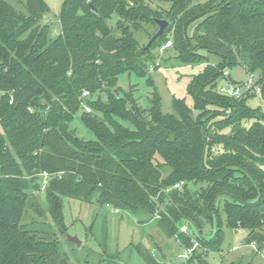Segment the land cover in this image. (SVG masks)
<instances>
[{"label":"trees","instance_id":"1","mask_svg":"<svg viewBox=\"0 0 264 264\" xmlns=\"http://www.w3.org/2000/svg\"><path fill=\"white\" fill-rule=\"evenodd\" d=\"M164 1L172 8L161 15L149 0H64L61 34L51 38L44 0H25L21 11L0 0V264H70L53 230L23 223L28 210L45 217L34 194L45 173L46 213L62 234L69 198L152 215L185 251L199 243L187 264H208L203 254L216 240L202 230L216 216L220 236L223 214L264 251V0ZM156 20L170 24L147 48L158 31L141 26L159 29ZM168 42L165 66H205L187 86L193 107L174 99V115L163 113L155 88L146 110L118 86L123 73L147 78ZM238 66L260 94L223 92L220 81ZM102 92L109 104L91 100ZM255 97L261 106L252 108ZM81 109L94 141L71 129ZM185 224L199 234L182 232ZM138 250L146 264H161Z\"/></svg>","mask_w":264,"mask_h":264},{"label":"rangeland","instance_id":"2","mask_svg":"<svg viewBox=\"0 0 264 264\" xmlns=\"http://www.w3.org/2000/svg\"><path fill=\"white\" fill-rule=\"evenodd\" d=\"M6 1L17 10H23L25 0ZM44 1L51 8V12L44 17L43 22L51 26V38H57L61 34L59 16L64 0ZM149 3L161 15L172 8V4L164 0H149ZM141 27L143 31L157 32L159 30L152 29L148 24H143ZM193 29L194 26H191L189 34L193 33ZM137 37L140 40V44L148 42L146 34H143L141 38L139 35ZM160 56L157 62L158 68H152L147 78H140L134 73H123L119 76L118 86L123 92L128 93L132 90L142 109H149L150 97L154 88L161 98L162 111L165 114H175L173 108L174 99L185 100L187 105L193 107V99L187 92V86L194 75L203 72L205 66L193 65L171 68L163 64L164 58L169 59L172 57L171 52ZM228 71L230 77L223 78L220 81L222 88L236 87L235 83L245 87L250 80L251 76L243 67H234ZM150 80L153 86L149 85ZM99 97L102 98L103 103H110L106 92L95 94L91 100L97 101ZM119 98V96H116L117 101H119ZM249 105L252 108L261 106L260 98L251 99ZM84 112L85 109H81L76 114L74 121L70 125L71 129L75 130L78 137L86 141H94L96 140L95 134L86 128L82 122L81 117ZM123 124L130 127L128 123ZM158 161L163 162L161 158ZM164 174H167L166 171ZM48 182L49 178L47 179L44 175L40 176L38 183H40L41 187L37 188V190L34 189V194L38 197L45 217L39 218L33 211L28 210L24 216L23 223L28 227L38 228L45 232L53 230L57 234V238L61 242L62 251L68 256L70 264H146L147 262L140 254L138 246L149 252L156 253L157 259L161 264H187L186 260L180 257L185 253V249L180 246L175 236L173 238L167 237L156 226L157 220L152 215L138 218L125 211H117L111 207L64 198L63 212L68 230L62 234L46 213L47 202L45 196H43V191ZM221 220L222 233L220 236H218L220 222L216 216L213 223L206 224L202 230V237L206 242L216 240L214 243L215 249L208 247L206 253L204 252L205 254H203L207 263L264 264V251L260 253L257 245L246 244L249 232L243 229H231L224 214ZM183 227L188 228L190 235L199 234L198 229L193 225L185 224ZM68 237H76L81 242V245L79 246L69 241ZM190 264L200 263L195 260Z\"/></svg>","mask_w":264,"mask_h":264},{"label":"built area","instance_id":"3","mask_svg":"<svg viewBox=\"0 0 264 264\" xmlns=\"http://www.w3.org/2000/svg\"><path fill=\"white\" fill-rule=\"evenodd\" d=\"M171 46H172V43L168 42L166 45L162 46L159 49V52L164 53ZM228 74H229V72L225 73V75H228ZM255 81H256L255 77L251 76L250 80L247 82L245 87H243V86H236V87L230 86L227 89L223 88V92L229 96L242 97L247 91L252 90V89H256L258 91V93L260 94L261 91H260L259 87L255 85ZM88 96H89V93L87 91L84 92L83 99L87 98ZM83 107L86 109L87 112H91V109L85 103H83ZM44 176H46L48 179V176L46 173L44 174ZM182 232L189 234L187 227H183ZM193 243H194V247L187 249L185 251V253L180 256L182 259L187 260L191 256V254L194 252V250L199 246V243L197 241H193Z\"/></svg>","mask_w":264,"mask_h":264},{"label":"water","instance_id":"4","mask_svg":"<svg viewBox=\"0 0 264 264\" xmlns=\"http://www.w3.org/2000/svg\"><path fill=\"white\" fill-rule=\"evenodd\" d=\"M91 7H93L91 5ZM156 23L159 25V30L158 32L152 37L151 41L148 43L147 48L151 47L152 44L159 39L160 37H162L164 35V33L166 32L167 28L169 27V22L167 20H156ZM69 241H72L76 244H78L79 246L81 245V242L76 238V237H68Z\"/></svg>","mask_w":264,"mask_h":264}]
</instances>
